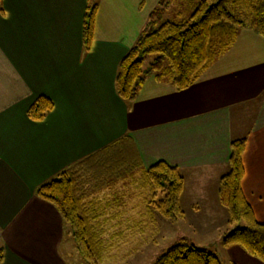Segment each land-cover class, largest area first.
<instances>
[{"label": "crops", "instance_id": "0c3cea01", "mask_svg": "<svg viewBox=\"0 0 264 264\" xmlns=\"http://www.w3.org/2000/svg\"><path fill=\"white\" fill-rule=\"evenodd\" d=\"M91 2L0 0L1 264H73L72 230L36 188L125 136L146 167L162 159L180 169L187 219L206 209L211 227L218 217L229 223L218 185L232 140L245 137L242 187L264 221V37L241 28L187 89L151 75L127 102L115 87L118 65L160 0H96L94 38L85 51L83 19ZM41 95L54 108L33 120L28 109ZM116 186V211L125 216L128 201H140L144 211L131 183ZM195 219L186 222L198 227ZM222 257L227 264H264L238 245H224Z\"/></svg>", "mask_w": 264, "mask_h": 264}, {"label": "trees", "instance_id": "16d2710c", "mask_svg": "<svg viewBox=\"0 0 264 264\" xmlns=\"http://www.w3.org/2000/svg\"><path fill=\"white\" fill-rule=\"evenodd\" d=\"M180 2H187V12L191 13L179 12L176 18H166L168 10ZM97 6L92 0L84 15L85 51L93 42ZM241 28L264 37V0H160L119 62L115 78L118 95L132 102L151 75L158 81L171 82L178 90L187 89L233 45ZM149 54L156 56L144 67ZM53 108V100L41 95L29 107L28 115L42 120ZM245 149V137L232 140L229 169L219 180L218 198L228 212L229 224L243 223L224 233L222 241L226 246L238 245L264 262V221L256 217L242 187ZM121 182L131 183L138 190L147 218L156 214L172 220L185 218L181 205L185 179L180 169L162 159L146 167L130 136L62 170L36 188V195L51 202L70 226L84 264H101L110 248L108 231H112L111 239L123 232L125 220H119L123 215L110 212V208L121 204L120 195L113 194ZM179 240L154 264H224L209 249L198 247L186 237ZM3 256L4 249L0 247V264Z\"/></svg>", "mask_w": 264, "mask_h": 264}, {"label": "rangeland", "instance_id": "374dc122", "mask_svg": "<svg viewBox=\"0 0 264 264\" xmlns=\"http://www.w3.org/2000/svg\"><path fill=\"white\" fill-rule=\"evenodd\" d=\"M187 10V2H180L178 7H171L165 17L176 18L179 12L186 13ZM189 12L190 11L187 12V15H189ZM155 56V54L147 55L144 67H146ZM130 188L132 192L135 191L132 186H130ZM129 194L130 193H126L125 197H128ZM189 202L190 201L185 198L182 201L187 212L191 213L188 206ZM207 202L208 200H206L205 203ZM127 204L130 206L125 208L127 209L125 210V216H121L122 218L119 217V220H125L122 226L123 232L120 236L111 239L112 231H108L106 238L109 239L110 248L101 264H154L159 255L166 252L174 243L180 241L179 239L182 237L189 238L190 241H193L198 247L207 248L216 253L223 263L227 264L224 257H222L224 253L222 237L224 233L231 231L235 226L243 225V223L230 225L228 222H224L221 217H218L217 222L219 225L211 227V218H209L206 211H204L206 209L202 210L200 213L192 212L191 218L189 219L185 216L184 219L172 220L158 214L147 218L144 216L140 201L138 203L136 201H128ZM134 204L135 207L132 208ZM115 211L116 209L110 208L111 213H115ZM194 218L199 222L198 227H191L188 225L191 224V221L186 222L190 219L193 221ZM68 246V244L64 245L65 252H68ZM73 246L75 254L72 249L73 255L72 258H70L72 263L84 264L74 242Z\"/></svg>", "mask_w": 264, "mask_h": 264}]
</instances>
